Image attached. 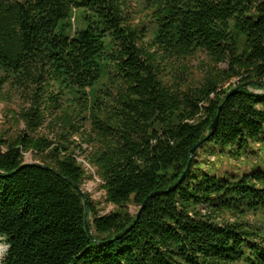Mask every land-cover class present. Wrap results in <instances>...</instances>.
I'll return each instance as SVG.
<instances>
[{
    "label": "trees",
    "instance_id": "16d2710c",
    "mask_svg": "<svg viewBox=\"0 0 264 264\" xmlns=\"http://www.w3.org/2000/svg\"><path fill=\"white\" fill-rule=\"evenodd\" d=\"M146 8L136 23L126 0H0V91L23 98L25 127L0 139V264H264L246 220L264 218V172L196 160L264 143V0ZM78 151L117 211L78 190Z\"/></svg>",
    "mask_w": 264,
    "mask_h": 264
},
{
    "label": "rangeland",
    "instance_id": "374dc122",
    "mask_svg": "<svg viewBox=\"0 0 264 264\" xmlns=\"http://www.w3.org/2000/svg\"><path fill=\"white\" fill-rule=\"evenodd\" d=\"M128 10L136 23L139 21H146L147 14V0H126ZM208 58L204 54H198L189 62V75L195 79L202 78L203 62H207ZM225 68V66H223ZM175 72V70H173ZM238 80H234L230 85L235 87ZM230 85L227 86L230 87ZM3 93H9L8 89L0 91V139H7L16 137L25 127L19 121V112L24 107L23 98L20 95L3 96ZM47 126V125H46ZM45 129V128H44ZM76 141H80L79 137H75ZM83 150L87 151L88 146L83 145ZM79 162L83 163L87 172V177L82 185V192L90 195L92 201L95 203L100 216L108 215L118 210L106 200V191L103 188L102 180L96 175L95 170L85 161L86 155L78 151ZM26 163L34 161L33 155L27 153L25 155ZM197 167L203 171L218 175H236L253 173L255 171L264 172V143L252 144L240 158L231 156L228 153L222 154L218 149L204 146L197 152ZM130 211L134 215L138 212V207L130 205ZM224 219L234 222L236 219L231 214H225ZM246 220L255 226H264V218H255L254 216H247ZM8 250L5 241L0 237V263L1 259Z\"/></svg>",
    "mask_w": 264,
    "mask_h": 264
},
{
    "label": "water",
    "instance_id": "95a60500",
    "mask_svg": "<svg viewBox=\"0 0 264 264\" xmlns=\"http://www.w3.org/2000/svg\"><path fill=\"white\" fill-rule=\"evenodd\" d=\"M234 92H232L231 94H229L228 96H227V99L233 94ZM221 109H222V107H220V111H221ZM219 115L220 114H218V116H217V118H216V120H215V122H214V124H213V126H212V131L214 132L215 130H216V128H217V125H218V120H219ZM201 146V143L200 144H198V145H196L193 149H192V155H194L195 154V152L199 149V147ZM78 190L80 191V192H82V190H81V188H78ZM83 193V192H82ZM140 215V212H139V214H138V216ZM85 226H86V230H87V232L88 233H90V228H89V225H88V222H87V215H86V223H85Z\"/></svg>",
    "mask_w": 264,
    "mask_h": 264
}]
</instances>
